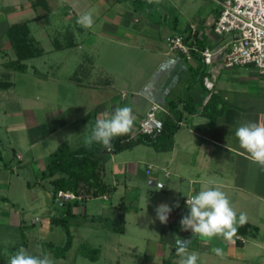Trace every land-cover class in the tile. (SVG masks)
Segmentation results:
<instances>
[{"label":"crops","instance_id":"crops-1","mask_svg":"<svg viewBox=\"0 0 264 264\" xmlns=\"http://www.w3.org/2000/svg\"><path fill=\"white\" fill-rule=\"evenodd\" d=\"M3 1L9 3L6 6L9 14L0 39V72L5 71L12 75V72L18 71L8 67V63L16 59V55L4 35L10 25L24 23L28 34L41 49V54L22 61L26 70L18 72L26 74V60L47 56L52 52L67 51L59 58L58 63L73 61L75 70H81L84 64L81 59H95L94 63L90 60L91 70L88 71L90 76H93L95 72L92 70L95 66L99 68L96 73L98 82L79 78L74 71L66 78L74 85L69 92L80 94L86 88L103 91L101 97L105 99V103L110 102L112 110L116 107L115 96L120 95L122 101L130 96L131 107L136 115L135 131L153 103H157L165 111L158 113L160 119L168 115L178 125L170 143H164L160 149L140 143L118 154L101 150L102 181L107 185L108 192L96 198L79 201L78 205L72 208L73 216L68 221L73 241L79 233L89 231L107 241H113L105 248L106 255L112 252L119 255L120 248L124 246L127 253L133 251V254L144 258L143 264H163L167 257L171 258L167 264H178L180 257L176 254L177 242L192 238L186 247L189 253L199 254L198 264H264V172L249 161L235 136L238 126L245 121L264 124V78L253 70L225 69L220 71L214 89L210 92L198 78V74H206L208 68L206 69L196 57L190 61L186 60L180 52L170 50L165 42L174 32L190 35L191 42L196 31L198 38L206 43L205 47L216 48L224 39L208 30L207 26L212 28L217 16L205 19L204 29L199 31L194 18L187 19L181 14L172 30V19L165 7L154 4L157 0H0L1 3ZM212 1L220 10L221 0ZM2 7L0 6V9L4 8ZM84 12L93 14L95 24L92 30H85L76 23L77 16ZM53 16L59 18L58 21L54 20V23L57 22V29H61L56 33L64 35L63 41L60 43L57 39L49 37L52 48L45 50L33 34L46 31L49 35L50 30L46 29L47 19H52ZM156 17H161L164 24L159 26L161 22L155 21ZM76 50L83 52L77 54ZM112 60L113 63L119 64L115 67L117 73L106 70L105 66L112 63ZM83 72L86 73L82 69ZM14 87L15 84L0 87V91L13 90ZM66 87L62 86L63 91ZM186 102L190 103L187 108ZM98 107H101V110H97ZM91 108L93 113H96V118L101 113L109 112L104 104H96ZM69 111L71 112V109ZM54 114L38 120L31 118L26 123L20 116L8 115V125L19 130L26 127L27 131H30L37 125L41 128L49 125L50 117ZM91 117L89 114L88 123ZM75 119L73 116L64 117L60 124L46 127L41 135L28 140L26 151L30 153L28 161L32 165V168L27 169L28 172L38 174L44 170L46 158L61 144L67 143L70 149L82 144L80 142L71 145L63 136L61 142L48 149V139L57 132L63 133ZM18 139L14 144L19 145V142L24 141L23 138ZM10 148L12 156L17 161L24 162L23 153L16 151L13 146ZM46 148L48 150L44 152ZM124 152L129 153L121 155ZM38 159L44 160L37 162ZM140 164L146 166L144 171L137 169ZM147 170L150 171L148 174ZM12 171L14 172L13 168ZM209 180L214 181L227 193L237 213L247 214V223L252 226L243 235L237 233L235 244L223 240H213L211 244H205L199 237L192 236L190 231L181 229L180 220L188 213L186 199L189 195L199 192ZM16 182L10 189L11 184L6 188L3 185L4 180L0 179V201L7 205L5 212H1L0 216L6 215L8 220L22 227L23 222L19 214L15 213L12 206H8L9 200L2 193L10 194L17 187L23 191L27 190V198L32 201L39 196L34 189L19 179ZM157 184H164L163 189L156 188ZM39 185L45 189L51 204L45 209V221L37 237L62 246L65 243V234L61 226L51 223L52 217L62 214V203L52 199V188L47 180L39 182ZM56 202H59L58 207ZM121 203L125 224L124 232L118 234L106 226L105 219L114 218ZM176 203L179 207L173 208L167 224H161L156 219L155 208L160 204L172 206ZM128 227L130 236L138 242L140 249L136 250L137 252H134L128 242L129 237H126ZM238 237L244 239L245 243L242 244ZM212 247L223 248L225 258L217 257L211 251ZM97 250L98 254L92 261L94 263L103 256V248L100 246Z\"/></svg>","mask_w":264,"mask_h":264},{"label":"rangeland","instance_id":"rangeland-1","mask_svg":"<svg viewBox=\"0 0 264 264\" xmlns=\"http://www.w3.org/2000/svg\"><path fill=\"white\" fill-rule=\"evenodd\" d=\"M13 4L14 3H12V5ZM154 4L165 7V10L167 9L171 19L175 16L180 18L181 14H184L187 19L192 20L194 18V21H196V24L199 26V31L204 29L203 24L205 19L209 16H217L219 13L217 5L212 0H157ZM8 5L9 3L7 1L0 2V6L4 7H2L3 9H0V39H2L1 34H3V30L5 29V21L8 20L9 13H7L8 8H6ZM216 8L217 10H215ZM163 10H161V12ZM58 19V16H53L52 19H47L46 29L50 30L49 35L46 31H42L37 35L33 34L42 43L45 50H50L52 48L51 39L55 38L60 41V43L63 41L64 35H57L56 33V31H61V29H57L56 27L57 22L56 24L54 23V20L58 21ZM154 20L161 22L159 26L164 24L161 17H156ZM207 29L212 32L211 26L208 25ZM85 36L87 35H82V37ZM49 37L51 39H49ZM203 44L206 45V43ZM210 48L213 47L210 46ZM76 52L77 54H80L83 51L76 50ZM63 53H67V51H64ZM63 53L52 52L47 56L45 55L39 58L26 60V64L28 65L26 74L16 71L12 72V75H8L5 71L0 72V80L2 82L11 83L12 85L15 84L13 90L9 89L5 92L0 91V152L7 164L6 169L4 163L0 162V179L4 180L6 185H3L6 188L10 187L11 184L10 189L17 184V179L25 185L29 183L31 185L30 188L34 189V192L39 196L38 199L32 201L27 198V190L23 191L17 187L10 194L8 192L2 193L6 199L9 200L8 206H12L15 213L19 214L23 226L21 227L19 224L12 223L8 220L6 215L0 216V264H8L9 256L14 253L16 249L21 247L19 245H22L23 243V247L33 255L41 252L50 253L57 264H143L144 258L135 253L133 254V251H128L127 253L124 246L120 248L119 255H114L113 252V255L111 253L110 255H106V253L104 254L105 248L109 244H112L113 241H107L105 238L98 235L95 236L96 234L94 235L93 232L89 233V231H83L82 233H79V236H76L77 239H74L75 241H73L72 236L70 250H68L65 257L62 258H59L54 254L57 247H50L47 243L51 242L44 241L40 238L38 239L37 237V234L40 232L39 229L45 221V209L51 204V200L45 189H42L43 187L40 185L38 186V174L33 173L31 169L32 173L28 172L29 170L27 171V169L32 168L31 163L28 161L30 153H27L26 151L28 140H30V138L34 139L36 135H41L46 127H54L60 124L64 117L73 116L76 117V119L68 129L63 131V133L57 132L53 137L48 139V149L58 144V142H61L63 136L65 140H69L71 145L79 144L80 142L83 144V132L88 125V115L90 114V116H93L94 114L91 107L93 105L96 106V104H99V106L104 104L107 111L110 112L112 110L110 109V102L105 103V99L101 97L103 91L97 92L90 90L91 88H86L83 89L80 94L76 93L74 95L69 92V89H73L74 85L69 83L66 78L71 76L74 71L77 72L76 76H79V78L82 77L86 79V81L92 80L93 82H98L96 73L99 71V68L95 66L92 70V72H95V75L90 76L88 70H91V66L89 62L90 60L92 63L95 62V59L93 60L91 58L88 60L81 59L84 63L81 70H78L77 68L75 70L73 61L59 64V58ZM117 66H119V64L113 63L112 60V63H108L105 67L107 71L117 73V69L115 68ZM205 68L207 69V67ZM82 69L85 70L86 73H82ZM241 69L244 71L253 70L257 73L253 67H250L248 70H245L244 68ZM1 73L3 76H1ZM86 74L88 77H86ZM62 86H67V91H63ZM114 101L116 106H132L130 96L122 101L120 95H117L115 96ZM98 108L97 110H101V107ZM69 109H71V112ZM60 111H62V113ZM64 111L66 112L64 113ZM52 113L55 114L50 117V124L42 128L40 125H37L34 129L27 131L26 127L19 130L17 127L12 128L8 125V115L20 116L24 123H26L28 120H31V118L38 120L43 118V116H51ZM18 138H23L24 141L19 142V145L14 144L19 140ZM10 146H13L16 151L23 153L24 162H19L12 156V149ZM48 149H44V152ZM134 152L137 154V150ZM127 153L129 152H124L121 155L125 156ZM39 160L44 159H38L37 162ZM12 168L14 169V172L12 171ZM145 168L146 166L144 164H140L137 167L140 171H144ZM44 183L46 184V182ZM34 186L35 188H33ZM58 204L59 202H56V207H58ZM5 207H7V205L3 203V201H0V213L5 212ZM35 218H38V220L36 221ZM130 227H128V234L126 237H129L128 242H130L131 246L134 248V252H137L136 250H139L140 248L138 249V242L130 236ZM72 232L74 233V231ZM124 241L126 242L127 240L124 239ZM52 244L59 246L55 243ZM100 246L103 248V256L100 257L97 263L81 256V252L84 248L89 247L92 249H99ZM169 261H171V258L167 257L163 264H167Z\"/></svg>","mask_w":264,"mask_h":264},{"label":"clouds","instance_id":"clouds-1","mask_svg":"<svg viewBox=\"0 0 264 264\" xmlns=\"http://www.w3.org/2000/svg\"><path fill=\"white\" fill-rule=\"evenodd\" d=\"M77 25L85 30L94 28L95 20L91 12H84L77 16ZM136 115L129 105L116 106L110 112L101 113L94 124L88 123L83 132V146L89 150L93 146L112 151L113 141L124 136H131L135 131ZM239 147L246 154L249 161L264 172V124L254 121L241 123L235 131ZM164 184H157L156 188L163 189ZM188 213L180 220L181 229L190 231L194 237H199L203 243L211 244L213 240H223L235 244V238L240 227L248 222L247 214L237 213L227 193L214 181L209 180L201 190L189 195L186 199ZM172 206L160 204L155 208L156 219L161 224H167ZM185 242L181 241L176 247V254L180 257L178 264H198L199 254L189 253ZM211 251L220 259L225 258L224 249L212 247ZM8 264H57L50 253L41 252L31 254L21 246L8 258Z\"/></svg>","mask_w":264,"mask_h":264},{"label":"trees","instance_id":"trees-1","mask_svg":"<svg viewBox=\"0 0 264 264\" xmlns=\"http://www.w3.org/2000/svg\"><path fill=\"white\" fill-rule=\"evenodd\" d=\"M218 16V14H217ZM178 18L175 16L171 23V29L177 25ZM176 33V32H174ZM181 35L185 42H189L190 35L185 36L184 33H176ZM5 40L9 41L11 47L16 55V59L8 63V67L25 71L26 66L22 63L25 59L36 57L41 54V49L34 43L32 37L28 34L26 24L21 23L17 25H10L4 35ZM193 41L189 42L191 45H196L200 48L205 47L201 39L198 38L195 31L192 35ZM199 59V56L194 55ZM200 60V59H199ZM201 62V61H200ZM201 80L205 75L204 72L198 74ZM11 84L0 82V87H9ZM209 99V102L211 101ZM190 103L186 102L185 107ZM96 113L90 119V124H94ZM162 121V129L155 136L153 135H137L133 139L131 136H124L117 138L113 141V154H118L124 150H127L137 144L144 143L155 148H161L164 143H170L172 135L177 130V123H174L168 115L165 116ZM103 148L100 146H93L91 150L85 148L83 144L75 149H70L67 143L61 144L54 152H52L45 161L44 170L38 173V181L42 182L47 180L51 186V197L56 199V193L58 191H67L75 194L79 197L78 200L71 202H62L63 212L58 217L51 218V223L54 226H61L65 234V243L62 246H55L52 243L50 247H57L54 254L59 257H65L66 252L70 249L72 244V235L70 233V223L68 219L73 216L72 208L77 206L79 201H84L90 198H96L104 195L108 192L107 185L102 181V164L100 161V152ZM0 162L4 163L6 168L7 164L3 162V158L0 152ZM7 169V168H6ZM30 188V184L27 183ZM106 226L114 233L122 234L124 232V208L121 203L118 206L116 216L112 219H105ZM252 228L248 223L240 227L238 234H245L247 229ZM19 246H24V243ZM18 246V247H19ZM98 254L97 249L84 248L81 255L85 256L91 261H94Z\"/></svg>","mask_w":264,"mask_h":264},{"label":"built area","instance_id":"built-area-1","mask_svg":"<svg viewBox=\"0 0 264 264\" xmlns=\"http://www.w3.org/2000/svg\"><path fill=\"white\" fill-rule=\"evenodd\" d=\"M192 29L194 31L193 27ZM212 31L224 39L216 48L191 45L176 33L169 35L165 41L170 50L180 52L188 61L195 58L194 55L199 56L201 63L208 68L202 83L210 92L214 89L220 71L225 69L248 70L253 67L264 78V0H221ZM159 112L165 111L160 105L153 103L145 112L131 139L137 135H157L162 129ZM149 172L147 170V174ZM55 198L60 203L79 199L67 191H58ZM238 240L245 243L240 237Z\"/></svg>","mask_w":264,"mask_h":264},{"label":"water","instance_id":"water-1","mask_svg":"<svg viewBox=\"0 0 264 264\" xmlns=\"http://www.w3.org/2000/svg\"><path fill=\"white\" fill-rule=\"evenodd\" d=\"M190 240H192V238L191 239H185V240H183L185 242V245L184 246H187L188 243L190 242ZM180 242L181 241H178L177 244L180 243Z\"/></svg>","mask_w":264,"mask_h":264}]
</instances>
